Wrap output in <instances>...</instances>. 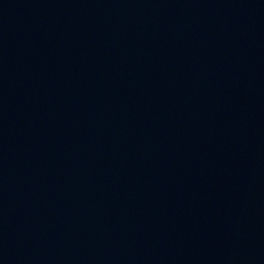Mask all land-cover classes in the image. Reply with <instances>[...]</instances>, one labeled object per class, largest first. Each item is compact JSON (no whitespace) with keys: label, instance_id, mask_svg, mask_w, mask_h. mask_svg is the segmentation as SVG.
<instances>
[{"label":"water","instance_id":"water-1","mask_svg":"<svg viewBox=\"0 0 264 264\" xmlns=\"http://www.w3.org/2000/svg\"><path fill=\"white\" fill-rule=\"evenodd\" d=\"M264 221V0H0V264H250Z\"/></svg>","mask_w":264,"mask_h":264}]
</instances>
